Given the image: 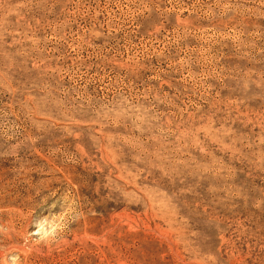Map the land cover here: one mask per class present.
Wrapping results in <instances>:
<instances>
[{"label":"rangeland","instance_id":"374dc122","mask_svg":"<svg viewBox=\"0 0 264 264\" xmlns=\"http://www.w3.org/2000/svg\"><path fill=\"white\" fill-rule=\"evenodd\" d=\"M0 264H264V0H0Z\"/></svg>","mask_w":264,"mask_h":264}]
</instances>
